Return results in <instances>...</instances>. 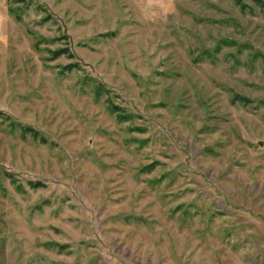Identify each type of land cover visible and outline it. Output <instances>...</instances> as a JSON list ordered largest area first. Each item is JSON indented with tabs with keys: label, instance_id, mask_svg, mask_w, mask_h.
Returning a JSON list of instances; mask_svg holds the SVG:
<instances>
[{
	"label": "rangeland",
	"instance_id": "374dc122",
	"mask_svg": "<svg viewBox=\"0 0 264 264\" xmlns=\"http://www.w3.org/2000/svg\"><path fill=\"white\" fill-rule=\"evenodd\" d=\"M260 1L0 0V264H264Z\"/></svg>",
	"mask_w": 264,
	"mask_h": 264
},
{
	"label": "trees",
	"instance_id": "16d2710c",
	"mask_svg": "<svg viewBox=\"0 0 264 264\" xmlns=\"http://www.w3.org/2000/svg\"><path fill=\"white\" fill-rule=\"evenodd\" d=\"M238 5L241 4V0H234ZM261 5L264 6V0L260 1ZM242 7V6H241ZM59 54V53H58Z\"/></svg>",
	"mask_w": 264,
	"mask_h": 264
}]
</instances>
